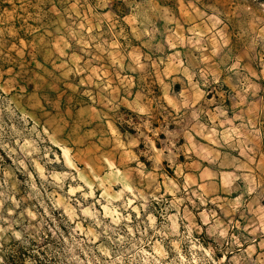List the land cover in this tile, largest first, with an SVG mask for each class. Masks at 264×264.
I'll list each match as a JSON object with an SVG mask.
<instances>
[{
    "label": "rangeland",
    "instance_id": "rangeland-1",
    "mask_svg": "<svg viewBox=\"0 0 264 264\" xmlns=\"http://www.w3.org/2000/svg\"><path fill=\"white\" fill-rule=\"evenodd\" d=\"M128 9L135 92L113 85L127 100L100 153L32 117L21 37L0 25V245L35 230L48 264H264V0Z\"/></svg>",
    "mask_w": 264,
    "mask_h": 264
},
{
    "label": "crops",
    "instance_id": "crops-1",
    "mask_svg": "<svg viewBox=\"0 0 264 264\" xmlns=\"http://www.w3.org/2000/svg\"><path fill=\"white\" fill-rule=\"evenodd\" d=\"M128 1L0 0L1 34H7L5 22L11 20L21 37L17 45L21 62L31 66L30 82L17 79L15 89L26 98L24 106L32 117L42 120L54 138L71 149L100 153L105 142L111 146L119 130L114 107L128 91L125 85H113L129 82L134 95L128 68L133 70L135 49L118 42L119 32L128 37L133 30ZM29 47L32 57L26 56ZM180 72L181 68L173 75ZM102 87L107 97L101 94Z\"/></svg>",
    "mask_w": 264,
    "mask_h": 264
},
{
    "label": "trees",
    "instance_id": "trees-1",
    "mask_svg": "<svg viewBox=\"0 0 264 264\" xmlns=\"http://www.w3.org/2000/svg\"><path fill=\"white\" fill-rule=\"evenodd\" d=\"M175 88L179 89L180 87L176 85ZM55 150L61 154L58 148H55ZM34 226L36 227L37 224H34ZM22 235V239L12 238L9 243L3 242L0 245V255L2 257L0 264H48V249H43L38 245L40 238H43V236L37 235L35 230L29 235L23 231ZM44 236H46L45 239L48 243L53 242L52 233L47 231Z\"/></svg>",
    "mask_w": 264,
    "mask_h": 264
}]
</instances>
